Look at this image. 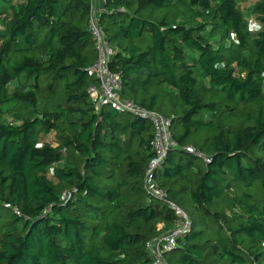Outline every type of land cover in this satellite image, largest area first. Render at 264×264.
<instances>
[{
    "label": "trees",
    "instance_id": "16d2710c",
    "mask_svg": "<svg viewBox=\"0 0 264 264\" xmlns=\"http://www.w3.org/2000/svg\"><path fill=\"white\" fill-rule=\"evenodd\" d=\"M91 12L0 0V264H152L173 226L145 189L153 126L88 92ZM100 20L120 96L179 145L158 178L192 230L167 262L264 264V0H108Z\"/></svg>",
    "mask_w": 264,
    "mask_h": 264
},
{
    "label": "built area",
    "instance_id": "2783aa9c",
    "mask_svg": "<svg viewBox=\"0 0 264 264\" xmlns=\"http://www.w3.org/2000/svg\"><path fill=\"white\" fill-rule=\"evenodd\" d=\"M92 12L89 18L88 29L94 43L97 59L88 69V75L98 80L99 86H92L88 92L98 108L109 107L119 113L145 119L151 123L154 136L151 140V147L154 158L151 160L145 174V189L156 200L168 205V208L175 216L173 226L162 236L147 243V248L152 256V264H169L165 258L168 252L176 250L179 241L192 230V220L188 213L175 201H173L166 189L160 185L158 176L164 169V163L171 151L179 148L173 137L169 118L155 111L144 108L130 100L120 96L122 90L121 76L110 69V64L116 53L111 45L107 33L101 25V14L105 12V5L108 0H91ZM184 150L198 157L208 158L192 146L184 147ZM72 192H66L63 199L72 198ZM15 214L21 216V212L15 208Z\"/></svg>",
    "mask_w": 264,
    "mask_h": 264
},
{
    "label": "clouds",
    "instance_id": "9594fccd",
    "mask_svg": "<svg viewBox=\"0 0 264 264\" xmlns=\"http://www.w3.org/2000/svg\"><path fill=\"white\" fill-rule=\"evenodd\" d=\"M260 28H261V25H259L258 23H254V24L250 25L249 30L250 31H259Z\"/></svg>",
    "mask_w": 264,
    "mask_h": 264
}]
</instances>
